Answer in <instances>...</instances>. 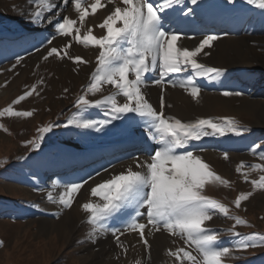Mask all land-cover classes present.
I'll return each mask as SVG.
<instances>
[{"label":"rangeland","instance_id":"rangeland-1","mask_svg":"<svg viewBox=\"0 0 264 264\" xmlns=\"http://www.w3.org/2000/svg\"><path fill=\"white\" fill-rule=\"evenodd\" d=\"M204 1L212 2V5L216 3L220 4L222 1L226 2L225 5H222L226 9V12H222L223 7H221V10H216L217 12L214 18L216 16H225L224 14L229 13V10L234 9L232 5L236 3L237 7L235 8L237 13L233 16L231 22L226 21L225 23H229L231 26L234 25L235 29L233 33H239L242 25L243 28L238 37L233 34H228L224 38L221 37L220 40H213L214 43L218 40L219 43H225L227 40L231 42L233 39L235 43L232 41L233 44L227 46L221 45L218 50L215 48L212 53L210 52L211 54L208 53L205 56V59L209 57L212 60V65L225 70L220 75L214 74L215 82H219L221 77L226 75L227 79L225 80L231 86L233 85V89H228L226 92L233 94L226 96L219 89H215L211 82H205L206 78L207 81H211V77L209 76V78L205 76H193L192 79L195 81L194 85L196 87L199 88L201 85L206 87V89L201 88L200 93L205 94V97H207L206 100L197 101L195 104L194 110L196 111L197 109L199 114L193 116L196 117L193 122L198 119H208L210 116H214V121H218L220 118L230 117L234 118L243 128L248 129L241 136H236L231 133L226 135L228 145L231 147L230 149L228 148L226 140L221 142L219 139L214 138L216 135L214 137L213 135L206 136L199 140L201 143L206 142V144H209V146L204 148L206 152L215 153V155H219V157H223L224 159L225 153L228 154V158L225 159L226 171L215 172L227 179L231 186L225 187L219 184L208 185L205 188V194L219 199L229 207L230 215L239 216L250 225H235L233 219L216 214L211 221H208L206 226L219 233V243L222 246L229 247L233 250L231 257L226 260V264H264V246L249 247L246 250H241L237 247L241 240L245 237H251L254 233L264 236V189L254 188L251 183L252 180H259V177L264 175V172L253 170L251 167L257 163H264V160H261L259 157V151L264 149V118L263 116L259 118V114H253L254 112L247 105L248 101L264 103V49L262 48L264 47V8L258 7L256 3L250 4L248 0ZM7 9H10V11L7 12ZM35 9L36 4L34 0H0V39L7 37L4 31L10 24L13 26L17 24L21 25L26 20H29L30 24L31 15ZM207 18L210 19L213 17H200V20L204 21L206 19L205 21H207ZM185 19L190 18L185 17ZM235 19L236 21H234ZM253 21L256 22L252 24ZM46 23L43 27H45ZM199 24L200 21L198 22L195 19V26ZM259 24H261V28L258 30ZM199 33L202 32L199 31ZM178 35H183L182 38L186 35L189 37H198V35L189 34V32H180ZM226 38L228 39L226 40ZM245 39L249 40V42L252 39H256V42L253 40L254 42L245 51L251 64L255 63L252 67L247 66V64L245 65V53H242L241 50V41H245ZM9 43L8 45L4 43L0 46V110L11 105L14 110L31 111L33 115L31 117H8L7 115L0 117V124H3L8 129V131L0 129V242H2V246H0V264H99L97 260L100 261L102 254L98 251L101 247H97L102 242L89 238V233L84 232L85 230L82 229L83 224L90 226L87 222L89 215L88 217L86 216L87 218L84 215V220H81L79 223L80 229L78 232L75 231L72 235L70 234L66 241H60L57 235H51L52 232L56 233L54 231L55 228H52L49 233L46 232L40 220L44 219L54 222L59 219V221H63L67 214L66 212L73 208V205L77 201L83 198L84 194L82 190L86 184L80 190V193L76 195L70 208L64 207L58 202L54 203L50 201L48 199V193H52L54 198L58 199L59 194H61V192L55 189L58 186H66L71 183H83V181H88V179L90 181L92 178L87 174L93 170H99L98 172L106 171L104 166L98 167L100 161L95 157H89L85 162L80 161L90 150L99 155L98 148L100 147V143L104 142L105 144L108 138H111L112 141H118L121 135H118L119 132H117L116 135L108 134L107 136L109 137L97 138L96 136L99 135L96 132H99L102 128L97 127L99 130L97 128L89 129L91 133L96 134L95 137L85 140L84 136H82L85 130L82 128L76 127L74 124L65 127L64 125H67L69 119H72L74 115L77 119L81 120L82 114H90L92 120L93 118L97 119L100 114H103L104 111L97 107L77 109L75 106L78 98L85 94L91 79H86V76L80 77L81 79L77 84L75 83L76 85L74 87V84L72 85L70 81H66L65 84H60V80L57 77L53 78L58 83L52 82V79L35 81L31 78L32 76L29 77L30 75L25 76L24 81L20 82L19 77L23 72L28 70L29 74V72L33 71L31 66L32 62L28 56L24 55L11 57L14 50L20 49V47H17L13 42ZM224 49H227L226 59L224 63H218L217 56L213 53H221V50ZM43 59L45 57H42V62L44 61ZM38 67H40V63L36 64L34 71L39 70ZM239 74H241V78L238 79L237 83L242 85H239L241 90L238 93L240 94L236 95L235 93L239 87L232 81L236 80L234 77L240 76ZM77 76H79V73ZM201 80L204 83H200ZM243 83L248 86L252 84L256 86L257 88L254 87L256 92H253V87H247L249 92L242 90L245 88V84ZM33 86H35V91L31 96L26 97L19 104H13V101L19 96L23 95L26 91L32 90ZM208 89L219 90L221 93H209ZM260 91L261 94H259ZM48 95L52 97L49 98ZM212 97H221L228 101L230 100L229 104H231V108L229 109L233 111L230 112L229 109L225 110L223 108L211 109L213 108L211 106V103H213ZM234 98L240 99L239 102H235ZM88 99L94 101L95 98L92 94H89ZM121 118L122 116L118 119ZM49 124L53 125L52 131L44 134V139L38 141V146L26 143L37 138V130L40 127ZM235 141L242 146L232 147ZM97 142L100 143L98 144ZM58 143L61 144L56 148V151L53 146H57ZM256 145H260L261 149H257ZM146 146L143 147L144 150ZM150 146L149 144L147 147L149 148ZM245 146L249 148L247 149ZM138 151L139 153H144L142 150ZM115 152L118 156L125 153L123 150H117ZM241 163L244 164V167L241 169V172H237L236 168ZM88 165H92V168ZM84 166H88L87 171L89 172H80V175L75 173L74 170L80 168L81 171ZM56 168L55 175L59 178H51L50 175L53 174L52 171ZM36 175L40 179L44 177L43 180H45L44 183L46 186L43 185L41 180H38L39 178ZM114 175L116 174L112 172V176ZM245 175L248 176L247 181L244 179ZM112 176L109 177L111 178ZM78 177H80L79 180H72ZM109 177L108 179H110ZM241 192H251L252 195L246 201L241 202L240 208H236L234 200ZM84 203L86 201H83L82 205ZM122 214L124 215V213ZM139 218L141 219L142 216L136 217L137 220ZM120 223L118 220L114 221L115 226H120ZM68 224L73 226L74 221H69L68 219ZM111 224V222H107V226L105 227L107 230L105 231L111 229ZM234 225L235 227L233 229ZM230 229L240 232L242 234L241 237L233 236ZM159 234L161 233H156V235ZM51 244L55 245V250ZM165 246H167L165 251L166 258L170 256V261H167L166 258L161 260V247L163 246L157 242L154 245L148 246L149 248L147 247L146 252L148 253V257L144 259L142 256L140 259L141 264H179V261L169 254V250L175 252L178 248H186L187 246L183 240L179 238L178 242H169ZM135 261V259L129 258L125 264H136ZM101 264H122V261L119 258H114L112 262L101 261Z\"/></svg>","mask_w":264,"mask_h":264},{"label":"snow or ice","instance_id":"snow-or-ice-1","mask_svg":"<svg viewBox=\"0 0 264 264\" xmlns=\"http://www.w3.org/2000/svg\"><path fill=\"white\" fill-rule=\"evenodd\" d=\"M71 2L79 14L80 26H77L76 19L65 16L54 25L55 32L61 36L72 37L85 47L91 46L100 50L96 58V69L91 74V83L85 94L78 98L76 108L105 107L106 114L112 119H117L122 114L136 113L150 121L147 135L159 145L149 160L137 164V167L143 170L134 171L129 167L126 172L114 175L91 188V196L98 198L99 202L89 201L82 205L84 211L89 213L87 222L92 225L89 238L95 239L98 232L107 230L104 222L122 208L132 205L136 209V217L146 214L147 223H139L133 217L127 228L138 232L145 246H149L148 240L144 238L145 228L151 225L154 231L164 230L183 240L186 248H178L175 252L169 250V254L174 256L179 264L185 262L226 264L233 250L219 243V233L208 228L206 222L211 221L216 214L233 219L235 225H248V222L239 216L230 215V209L226 204L205 194L208 185L219 184L230 187V182L218 175L200 155L189 150L188 146L191 141H199L203 137L216 134L231 133L241 136L248 129L243 128L230 117L220 118L219 121L208 118L187 123L176 118H168L163 111V97H161V108L157 111L142 91L146 84L145 74L154 70L159 72L160 78L155 80L157 85H161L165 77L183 72L194 73L195 76L222 74L224 69L208 67L197 59L218 37L205 36L193 49L178 46L180 36L176 32L165 31L159 13L163 6L170 7L179 0H164V5L159 9L150 0H121L123 7L115 6L98 25L105 29V35L97 37L93 35L92 29L81 35L86 17L95 14L99 8L106 5L102 0H94L90 5L91 13H89V6H85L87 0H71ZM108 2L113 3L114 0ZM196 2L197 0H192L193 4ZM34 3L36 9L31 15L34 23L41 21L45 12L56 7L52 0H34ZM63 3L68 4L69 0H63ZM248 3H256L258 7L264 8V0H248ZM49 43L51 44V40ZM66 47H71V44ZM53 54L60 56V51L53 47L48 52V56ZM63 55L67 56L68 52L65 51ZM47 58L46 56L45 59ZM69 58L87 63L79 56ZM169 82L176 86L175 82ZM104 85H111L116 91L101 99L94 101L88 99L89 94L102 92ZM179 86L193 97H198L200 94V89L194 85L192 79L181 82ZM34 91L35 86L19 96L13 104H19ZM232 94L224 93L226 96ZM117 97H123L124 102L121 103ZM6 115L31 117L33 113L14 110L10 105L0 110V117ZM109 122L79 120L74 115L64 126L74 124L80 128H97L98 124L102 127ZM52 128L51 124L40 127L37 130V138L26 143L38 146V141L43 140L44 134L51 132ZM0 129L8 131L3 124H0ZM256 148L261 149V146L256 145ZM178 149L184 151H177ZM259 157L264 160V149L259 151ZM227 158L228 154L225 153V159ZM243 167L244 164L241 163L236 171L241 172ZM251 167L253 170L264 172V163H257ZM244 179L247 181L248 176L245 175ZM87 183L88 181L85 180L83 183L66 185L58 199L54 198L52 193H48V199L70 208L76 195ZM251 183L254 188L264 189V175H261L259 180H252ZM251 195V192H241L234 200L235 207L240 208L241 202L246 201ZM141 208H144L146 213H141L139 211ZM233 229H230L232 235L241 237L242 234ZM111 231L119 243L123 232L120 229ZM259 246H264V236L254 233L251 237L241 240L237 247L246 250L249 247Z\"/></svg>","mask_w":264,"mask_h":264},{"label":"bare ground","instance_id":"bare-ground-1","mask_svg":"<svg viewBox=\"0 0 264 264\" xmlns=\"http://www.w3.org/2000/svg\"><path fill=\"white\" fill-rule=\"evenodd\" d=\"M52 2L56 4V7L51 9L50 11L45 12L44 17L41 19V21L34 23L32 22L31 19L30 24H29V20H26L21 25L17 24L16 26H13L10 24L4 31V34H6L7 37L6 38L3 37L2 39H0V46H2L4 43L8 45L10 44L9 42H13L17 47L19 46L20 49H15L11 57H15L16 55H24L30 58L32 62L31 66L33 68L32 69L33 71L29 72V74H28V70L23 72L22 75L19 77L20 82L24 81L25 76L27 77L30 75L29 77L32 76L31 78L35 81H38L40 79L43 81L52 79L53 80L52 82L58 83V81H56V79L53 78V77H57L58 80H60V84H65L66 81L67 82L70 81L72 85L74 84L73 85L74 87L77 84V82H79V80L84 76H86L87 77L86 79L88 80L89 78L91 79L90 76L92 72L95 71L96 69V65H97L96 58L100 50L96 47H91V46L85 47L77 43L72 37H65L57 34L55 32V27H54L57 21L62 20L63 17L67 16L71 19H76L77 26L79 27L80 26L79 14L75 11V8L71 0H69L68 4H64L63 0H52ZM150 2H152L153 5L158 9L164 5V0H150ZM92 3H94V0H87V4L85 5V6H89V13H91L90 5ZM102 3L105 4L106 6L99 8L95 14H90L89 16L86 17L84 21V26L81 28V35L86 34L88 29H92L93 35L97 37H101L105 35V29L99 27L98 25H100L103 22V20L114 10L115 6L123 7L121 0H114L113 3H109L108 0H102ZM191 3L192 0H179V2H174L170 7L167 6L162 7V10L159 14L161 16V21L165 31H173L178 34H180V32H189V34L192 33L196 35L200 34L199 29H196L197 26H195V19L191 17L193 11L189 12L188 14L183 13L184 6ZM205 3L206 2L205 1L203 2V0H197V2L192 5L194 7L196 5L198 6L197 9L195 10V14L197 13L198 10L200 9L203 10L200 14V17L203 16L213 17L210 19L207 18V21H204L205 23L209 22L212 19H214V22L220 20L224 22L226 21L231 22V19H233V16L237 13L236 8H234L232 10H229V13L224 14L225 17L228 16L226 18L227 20L225 18H222L224 16L222 17L216 16V18H214L215 13L217 12L216 10L217 9L221 10V7L223 6L217 3L213 5L211 4L212 5L211 8L214 9L206 10L205 8H207L208 6H204ZM7 10H8L7 12L10 11V9ZM222 12L224 13L226 12V9H224V7L222 9ZM188 15H190L189 16L190 19H185V17H187ZM45 23L46 25L45 27H43ZM178 25L179 27H176ZM179 36L180 39L178 41V46L187 47L189 49H193L197 47L200 41L204 38V37H192V36L189 37L187 35L184 38H182L183 35H179ZM228 38H226V40ZM4 39L6 40L4 41ZM49 40H51V44L49 43ZM219 40L216 43L212 41V43L214 44H211V47H206L204 52H202L197 57L200 63H203L208 67L218 68L211 64L212 60L209 59V57L205 59L206 58L205 56L210 52L212 53L215 48H217L218 50L221 45L227 46L229 44H233L234 42L232 39L233 41V42L231 41L232 43L229 42V40H227L225 43H219ZM253 40L256 42V39H252V41L250 42L249 40L245 39V41H241L240 44L242 46L241 48L242 53L243 52L245 53V65L247 64V66H251V67L255 65V63L251 64L250 59L246 55L247 52L245 51L251 45V43L254 42ZM69 43L71 44V47H66V45H68ZM53 47H56L60 51V56H57L56 54H53L52 56H48V52ZM210 48H212L211 51L208 50ZM252 48H253V44H252ZM262 48L264 49V47ZM226 50L227 49L221 50L222 54L219 52L213 53L217 56V59L219 61L218 63H224L227 56ZM65 51L68 52L67 56L63 55ZM46 56L48 58L43 59L44 61L42 62V57H46ZM77 56L83 58V60L87 61V63L78 62L75 61L74 59L69 58V57H77ZM38 63H40V67H38L39 70L34 71L35 70L34 68ZM78 73L79 76H77ZM193 76H195V74L194 73L190 74V72L172 74L170 76L165 77L164 82L161 85H157L155 83V80L160 78L159 72L155 70L150 71L145 74L146 84L142 88V91L144 92L147 100L153 105L154 108L157 109V111H159L161 108V97H163V111L166 117L176 118L181 120L182 122H193V120L196 118L193 116L199 114L197 109L196 111L194 110L195 104L197 103V101H204L207 99V97H205V94L203 93H200L198 97H193L189 94V92L185 91L184 88L179 86L181 82H185L188 79H192ZM169 81L175 82L176 86L174 87L173 84L170 83ZM194 82L195 81L193 80V83ZM115 91L116 90L113 86L104 85L102 92L93 95V97L95 98L94 100L101 99L104 96L110 95ZM48 97L51 98L52 96L48 95ZM117 99L121 103L124 102L123 97H117ZM211 99L213 101V103H211V106L213 108L211 109L223 108L225 110H228L229 108H231V104H229L230 100L228 101L221 97L219 98L212 97ZM237 99L238 98H234V101L239 102L240 99L238 100ZM247 105L249 109H251L254 112L253 114L255 113L256 115L259 114V118L260 116H263L264 118L263 102L253 103L248 101ZM97 108L102 109L104 112L103 114H100L97 119L93 118L92 120L110 121V122L104 124L102 128L99 130V132H96V134L99 135L96 137L102 139V137L104 138L108 134L116 135L117 132H119L118 135L121 136H119L118 141H112L111 138H108L105 144L104 142L103 143L99 142L100 143V147L98 148V151L100 153L99 155L93 153V151L90 150L82 158L80 162L83 161L85 162L86 159H88L89 157H95L96 159H98V161H100L98 167L100 168L104 166L105 167L104 169H106V171L98 172L99 170H95V171L93 170L91 173L88 174L86 173L88 176L90 175L92 179L90 178L91 179L90 181L88 179V183L85 185V187L82 190L84 194L83 198H81L80 201H77L76 204L73 205V208H71L69 211L67 210L68 212H66L67 214L65 215L63 221H59V219L55 220L54 222L44 219L40 220L46 232L49 233V231L52 228H55L54 231H56V233L52 232L51 235H57L60 241H66L67 237H69L70 234L72 235L75 231L78 232V230L80 229L79 223L81 222V220H84L86 216L88 217L89 213L85 212L84 209L82 208V202L83 201L99 202L98 198L92 197L90 194L92 187H95L96 184L100 182L106 181V179L108 180V177L112 176V172L118 175L122 172H126L129 167H131L134 171L143 170L141 168H138L137 164L149 160L150 156L154 155V150L159 147V145H157L147 135L148 126L150 124V121L147 118L140 117L136 113H126L121 115L122 116L121 119L118 118L112 119L110 115L106 114L107 109L105 107H97ZM203 108L207 109L206 107ZM231 111L233 110H230V112ZM81 120H91V115L82 114ZM97 127L100 128L101 126L98 124ZM82 129L85 130V132L82 133V136H84L85 140L92 139L93 137H95L96 134L91 133V130H89L90 128H82ZM147 144L151 145V150L149 152H146L143 149V147ZM210 144L213 146L212 143ZM206 146H209V144H206V142L201 143L199 141H191L188 148L189 150L194 151L195 154L200 155L211 166V168L214 171L225 172L227 169L225 159L223 157H219V155L218 156L215 155V153L206 152V149H204ZM117 150H123L125 151V153L123 155L118 156L116 155L115 152ZM138 150H142V152L144 151L145 152L139 153ZM177 151H184V150L178 149ZM235 161L237 160L235 159ZM87 170L88 169H86V171ZM92 175L94 176L92 177ZM79 179L80 177L74 178L72 180L77 181ZM55 189H57V191L62 193L65 189V185L58 186ZM120 211L118 213H115L113 216H111L112 221L107 219L104 222L105 227L107 226V222H111L112 223L111 229L109 231L104 230L98 232L96 235L95 239H97L98 242H102L100 245H98L99 247H97V248L101 247V249H99L98 251L101 252L102 254L100 261L97 260L99 264H101V261L112 262L114 258H119L122 261V264H125L126 260L129 258L135 259L136 264H141V260H140L141 257L143 256L144 259L148 257V253L146 252L148 246H145L138 232L130 231L127 228V224L131 222V219L133 217L136 216L135 215L136 209L132 205H128L127 207L122 208ZM139 211L141 213H146V210L144 208L139 209ZM122 213H124V215ZM68 219L69 221H74L73 226L68 224ZM115 220L121 222L120 223L121 225L115 226L114 224ZM138 222L146 224L147 223L146 214L142 215V218L141 219L139 218ZM207 223L208 222H206V225ZM83 225L84 226L82 229L85 230L84 232L90 233V231L92 230V225L90 226H86L85 224ZM112 229H120L123 232V235H120L119 243L117 242L115 235L113 234V231H111ZM156 233L157 231H154L151 225H148V227L145 228L144 238H146L149 244L151 245L152 244L154 245L157 242L159 244H162L163 247H161V255H162L161 260H163L166 258L165 251L167 246H165V244L169 242H178L179 237L172 236L167 231L164 230L159 231V233H161L159 235H156ZM116 234L119 235V233ZM54 244L53 245L51 244L52 248L55 247ZM169 257L170 256L166 258L167 261L171 260Z\"/></svg>","mask_w":264,"mask_h":264}]
</instances>
